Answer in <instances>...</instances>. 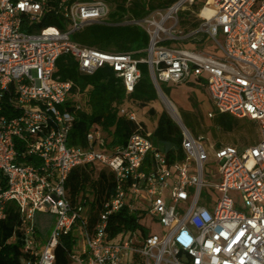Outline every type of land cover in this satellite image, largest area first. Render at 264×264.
<instances>
[{"label": "built area", "instance_id": "1", "mask_svg": "<svg viewBox=\"0 0 264 264\" xmlns=\"http://www.w3.org/2000/svg\"><path fill=\"white\" fill-rule=\"evenodd\" d=\"M134 1L125 0L127 6ZM116 2L0 0V224L13 204L25 225L26 264H55L60 236L76 230L87 248L72 256L78 264H130L134 253L145 264H264V0H213L212 12L198 13L200 24L190 33L182 30L181 16L195 0L112 22ZM48 14L58 15L60 25L44 26ZM91 24L136 25L148 34V45L110 53L72 39ZM198 34L216 52L178 46ZM63 54L73 56L84 75L110 67L127 95L142 78L141 64L158 96H166L164 85H199L218 113L257 122L259 140L243 149L218 147L171 114L184 154L172 159L126 100L118 115L135 124L126 142H114L113 132L95 123L86 144H74L77 115L91 107L72 82L56 76ZM87 166L107 170L111 185L93 223L68 188L72 172ZM143 203L147 208L139 209ZM122 209L145 211L161 231L110 242L109 219ZM37 212L55 217L43 244Z\"/></svg>", "mask_w": 264, "mask_h": 264}, {"label": "trees", "instance_id": "2", "mask_svg": "<svg viewBox=\"0 0 264 264\" xmlns=\"http://www.w3.org/2000/svg\"><path fill=\"white\" fill-rule=\"evenodd\" d=\"M175 0H167L164 3L156 0H135L127 6L125 0H117L116 6L110 20L119 22L126 14L136 18L146 15L151 9L168 6ZM61 18L55 14H48L43 21L44 26L60 25ZM200 22L193 19L181 21V28L184 33H189L199 26ZM72 39L85 46L95 47L104 52L123 53L127 51L143 49L148 45L149 36L140 27L136 25L127 26H108L103 24H91L83 31L76 33ZM142 78L135 91L129 95L126 94L122 81L116 77L115 72L110 67H103L92 75L80 73L78 63L75 58L69 54H63L57 60L56 76L62 81L73 83V92L84 96L87 104L91 107V112L80 111L77 115L76 123L71 134L72 143L85 145L86 133L91 125L100 124L106 131L113 132L114 142L123 143L135 132V124L126 121L118 115L119 107L131 100L132 104L138 110H144L147 105L158 98L157 90L150 77L149 69L146 64L140 65ZM195 85V84H194ZM165 94L170 95L171 87L162 86ZM196 109L198 105L193 103ZM148 113L158 117L157 127L153 133V140L160 150L165 152L170 158H183L182 133L178 124L163 111L158 115L154 108ZM185 125L196 135H199V115L195 113L191 117H184ZM241 119L248 120L258 126L257 122L248 118H238L229 114H218L215 117V123L224 133H233L236 125ZM160 145H162L160 147ZM218 147L222 145L217 144ZM236 146V145H232ZM237 147V146H236ZM94 166L78 168L74 170L69 178L68 188L74 203L78 202V197L87 186L97 190V196L91 203L90 220L94 222L99 211H101V202L108 197L109 188L103 183L98 185L93 179ZM101 176H105L103 172ZM101 181V180H100ZM41 213V212H37ZM36 213V214H37ZM51 215V214H50ZM53 216V215H51ZM54 217V216H53ZM35 226L38 232V242L49 239L50 229L52 230L54 220L39 219L35 215ZM110 242H118L125 234L135 233L139 238H144L152 234L159 233L161 227L154 223L153 219L145 211L129 212L122 209L113 214L109 219L108 226ZM81 235L69 232L62 234L59 238V244L56 247L55 264H73V249L76 241ZM117 240V241H115ZM25 225L21 220V215L17 208L11 204L6 218L0 224V264H26L29 254L25 252ZM130 264H145L143 258L134 253Z\"/></svg>", "mask_w": 264, "mask_h": 264}, {"label": "rangeland", "instance_id": "3", "mask_svg": "<svg viewBox=\"0 0 264 264\" xmlns=\"http://www.w3.org/2000/svg\"><path fill=\"white\" fill-rule=\"evenodd\" d=\"M213 0H195V3L186 9L182 14V20L193 19L199 21L198 13H202L203 16L209 15L211 10V4ZM181 20V21H182ZM197 29V28H196ZM183 30V29H182ZM195 30V29H194ZM192 30V31H194ZM191 31V32H192ZM190 33V32H189ZM180 47H194L198 50H208L216 52V46L214 43H210L206 40V37L198 34L195 38L194 36L186 37L184 39V45L179 44ZM171 87L170 95H166L171 101H173L180 112V117L184 122V117H191L195 113L199 115L200 127L199 135L204 136L209 141L222 146L236 145L238 148H246L256 144L259 140V126H254L253 122L248 120L241 119L240 122L236 125V129L233 133H224L220 130L218 125L215 123L216 115L220 114L215 109L213 101L211 100L209 94L204 88H201L199 85H194L193 83L184 84L180 86L169 85ZM193 103L198 105L199 109H196L193 106ZM154 108L158 115L165 111L172 119V115L166 105L163 102L161 96H158L157 100L149 103L144 110H140L142 116H145V122L147 124L148 130L153 135L157 123L158 117H154L148 113V111ZM212 111L215 115L209 117L208 113ZM230 115V114H229ZM174 120V119H173ZM175 121V120H174ZM196 135V134H195ZM153 138V136H152ZM158 146V145H157ZM162 145H160L161 147ZM159 147V146H158ZM217 181V180H216ZM92 198V195H89ZM139 209H146L147 205L143 203L138 207ZM90 209V205L84 207L83 216L87 217ZM36 218L39 219H50L54 220V217L47 213H37ZM51 232V229H50ZM76 234H79V231L76 230ZM78 241H84L83 238H79ZM77 264V263H74Z\"/></svg>", "mask_w": 264, "mask_h": 264}, {"label": "crops", "instance_id": "4", "mask_svg": "<svg viewBox=\"0 0 264 264\" xmlns=\"http://www.w3.org/2000/svg\"><path fill=\"white\" fill-rule=\"evenodd\" d=\"M139 116L145 121L146 115L142 116L140 111H139ZM87 167H80V168H86L87 169ZM103 172L105 173V176H101V174ZM93 179L98 185L103 183L105 185V187L109 188L108 184H109L110 181H109V172L107 170L95 168L94 169V173H93ZM89 195H92V198H90ZM96 196H97V190L93 189L90 186H87L86 190L82 191V193L78 197V203L80 202V203L84 204L85 206L90 205V209H89V212H88L89 216H90V213H91L90 212L91 203L95 200ZM74 233L76 234V231H74ZM39 243L43 244V243H45V241H42V242H39ZM86 251H87V248H86L85 241H78L77 240L75 245H74L73 255H84L86 253ZM74 263H77V262L74 261Z\"/></svg>", "mask_w": 264, "mask_h": 264}, {"label": "bare ground", "instance_id": "5", "mask_svg": "<svg viewBox=\"0 0 264 264\" xmlns=\"http://www.w3.org/2000/svg\"><path fill=\"white\" fill-rule=\"evenodd\" d=\"M163 102L170 111V113L174 116L176 120H181L180 112L176 104L171 101L167 96H162Z\"/></svg>", "mask_w": 264, "mask_h": 264}]
</instances>
